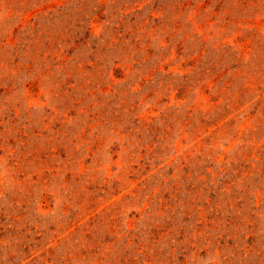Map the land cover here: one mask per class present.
I'll list each match as a JSON object with an SVG mask.
<instances>
[{
    "label": "rangeland",
    "instance_id": "374dc122",
    "mask_svg": "<svg viewBox=\"0 0 264 264\" xmlns=\"http://www.w3.org/2000/svg\"><path fill=\"white\" fill-rule=\"evenodd\" d=\"M0 264H264V0H0Z\"/></svg>",
    "mask_w": 264,
    "mask_h": 264
}]
</instances>
